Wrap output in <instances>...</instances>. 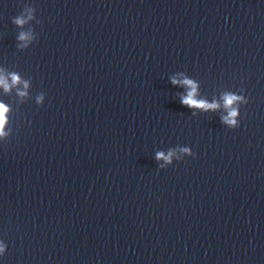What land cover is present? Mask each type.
<instances>
[{
  "label": "water",
  "instance_id": "95a60500",
  "mask_svg": "<svg viewBox=\"0 0 264 264\" xmlns=\"http://www.w3.org/2000/svg\"><path fill=\"white\" fill-rule=\"evenodd\" d=\"M0 78V264H264V0H0Z\"/></svg>",
  "mask_w": 264,
  "mask_h": 264
},
{
  "label": "clouds",
  "instance_id": "9594fccd",
  "mask_svg": "<svg viewBox=\"0 0 264 264\" xmlns=\"http://www.w3.org/2000/svg\"><path fill=\"white\" fill-rule=\"evenodd\" d=\"M14 23H16L17 25H23L25 23V19L22 17H16L14 20ZM19 39L23 40L27 38V34L24 32H21L19 37ZM13 79V83H16L18 81V77L13 75L12 77ZM173 84L178 83L177 80L173 79L172 80ZM180 83H183L184 85L187 86L188 91L186 95H183L181 97V103L185 104L189 107H199V108H203L205 110L207 109H214L215 107H217V105L215 103L209 104L208 102L204 101V100H197L195 98V93H196V85L193 81L191 80H183L180 81ZM0 85H3L5 90H8L9 85L7 84V82L3 79L0 78ZM25 87H27V84H25ZM21 95H24V93H20ZM224 104L225 107H230L234 101H236L237 99H239V97L232 95V94H226L224 96ZM8 111L7 106L4 103H0V136L5 135L3 129H4V124L6 123V116L5 113ZM237 114L235 109H232L227 117H224V121L229 123V124H235L236 121L234 119H231L232 117H234ZM185 151H187V149H185ZM170 155V154H169ZM164 158L166 161L169 159V156H165L163 153H157V158Z\"/></svg>",
  "mask_w": 264,
  "mask_h": 264
}]
</instances>
